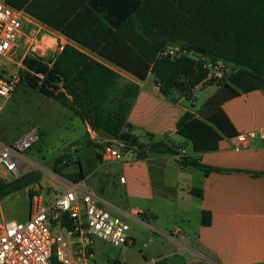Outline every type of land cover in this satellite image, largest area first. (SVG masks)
<instances>
[{"label": "trees", "instance_id": "trees-1", "mask_svg": "<svg viewBox=\"0 0 264 264\" xmlns=\"http://www.w3.org/2000/svg\"><path fill=\"white\" fill-rule=\"evenodd\" d=\"M24 10L47 28L66 37V45L53 61L26 56L19 81L36 90L73 115L91 130L130 147L136 160L148 155L178 156L177 147L164 140L139 142L126 122L137 93L132 82L120 76L84 51L143 81L150 73L159 93L169 98L181 91L191 99V90L207 84L208 70L197 58L221 62L231 73L226 82L200 106L197 114L184 112L175 123V135L189 142L193 154L214 152L220 141L238 136L222 105L252 91L264 94V0H6ZM168 47L185 55H163ZM196 49L203 55L192 51ZM227 74V76H228ZM208 81V80H207ZM214 84V83H209ZM89 143V142H87ZM69 161L71 158L66 157ZM180 167H194L204 175L243 172L252 177L264 172L221 169L199 163L194 156L176 159ZM79 174L68 175L71 182ZM29 173L11 181L0 179V201L39 181ZM190 194L201 197L199 188ZM141 219L145 214L140 215ZM207 211L200 225L210 224ZM65 226L70 223L65 220ZM155 264H164L158 261Z\"/></svg>", "mask_w": 264, "mask_h": 264}, {"label": "crops", "instance_id": "crops-1", "mask_svg": "<svg viewBox=\"0 0 264 264\" xmlns=\"http://www.w3.org/2000/svg\"><path fill=\"white\" fill-rule=\"evenodd\" d=\"M84 52L116 72L121 83L132 82L138 86L126 117L137 141L147 143L151 138L180 143L174 142L175 123L186 111L197 114L192 110L193 91L204 88L201 84L191 90L190 100L181 91H174L169 98H164L150 73L140 81L113 64ZM222 109L238 136L253 133L254 137L240 147L236 146V137L225 139L219 142L216 151L202 154H193L180 144L185 154L211 167L264 172V94L261 91L242 94L225 102ZM95 158L99 165H106V170L87 186L96 190L94 193L102 205L113 214L147 227L171 248L159 254L161 257L157 259L148 261L143 256L140 264H155L161 258L166 259L164 264H264V176L252 177L243 172L204 175L198 169L201 174L197 176L188 170L196 168L180 167L176 157L171 155L151 154L144 160L127 158L122 162H106L102 154L101 160L99 156ZM95 174L96 171L83 174L81 180L85 182ZM191 188H199L201 197L190 194ZM156 192L164 201L175 200L181 206L178 211L189 235L176 237L174 231L166 233L165 225L156 215ZM202 211L211 216L206 227L200 225ZM138 214H145L146 221ZM129 236L134 245L135 230L129 228ZM184 240H188L186 245ZM159 251L163 250L159 248ZM177 254L181 261L171 259Z\"/></svg>", "mask_w": 264, "mask_h": 264}, {"label": "built area", "instance_id": "built-area-1", "mask_svg": "<svg viewBox=\"0 0 264 264\" xmlns=\"http://www.w3.org/2000/svg\"><path fill=\"white\" fill-rule=\"evenodd\" d=\"M66 45H72L66 37L42 25L24 10L0 0V113L19 81L18 75L11 72L14 58L19 57L21 64L26 56L47 63L53 61ZM175 54L186 53L176 47H168L163 53ZM196 62L208 70L206 81L215 73L223 72L220 62L214 64L205 58H197ZM36 135L37 131L31 129L11 143L0 141V179H17L27 167L35 165L24 153L35 143ZM253 137V133L237 136L236 146L244 145ZM185 155V150H180V156ZM102 156L106 162H122L132 158V150L108 140ZM66 184L52 197L35 187L30 188L26 191L29 199L27 218L0 222V264H93V238L115 247L134 243L129 236L128 217L107 210L84 181ZM65 220L70 223L68 227L64 225ZM178 233L174 231V234ZM183 242L186 245L188 240Z\"/></svg>", "mask_w": 264, "mask_h": 264}, {"label": "rangeland", "instance_id": "rangeland-1", "mask_svg": "<svg viewBox=\"0 0 264 264\" xmlns=\"http://www.w3.org/2000/svg\"><path fill=\"white\" fill-rule=\"evenodd\" d=\"M19 59V57L14 58L11 71L16 76L23 69ZM227 74L226 71L217 72L206 81L207 84L202 85L204 88L193 91V111L199 110L202 103L215 91L217 84L227 81L229 77ZM210 82L214 84H209ZM31 129L37 131L36 141L24 153V156L35 165L27 167L20 176L33 172L38 173L40 178L38 182L29 185L26 189L13 193L0 201V222L11 219L24 221L27 218L29 199L26 191L32 187L52 197L67 186L68 175L80 172L86 175L91 171H96L95 176L85 181V184L89 186L106 170V165H99L95 156H99L100 159L103 146L108 139L103 134L91 130L80 118L60 104L43 97L36 90L18 81L13 94L0 113V141L11 143ZM174 140L175 143L180 142L179 144L172 143L179 152L176 159L180 157V150H184L182 145L189 152L191 151L189 142L185 139L174 135ZM67 156L71 158V161L66 159ZM96 168L99 169L96 170ZM188 170H192L197 176L201 174L197 169ZM3 180L11 181L9 178ZM155 188L157 189L156 185ZM94 191L96 192L95 189ZM154 204L157 209V218L165 225L164 229L167 234L177 230L179 233L174 235L176 237L180 234L189 235L178 211L181 206H178L175 200L164 201L159 192H156ZM142 220L146 221L145 218ZM126 222L130 230L136 232L135 244L128 247H115L107 241L93 238V264H140L143 256L150 261L151 258L157 259L161 257L158 256L159 254L171 250L166 241L147 227L138 226L129 218H126ZM159 248L163 251H159ZM161 259V262L166 260ZM171 259L181 261L178 254Z\"/></svg>", "mask_w": 264, "mask_h": 264}, {"label": "water", "instance_id": "water-1", "mask_svg": "<svg viewBox=\"0 0 264 264\" xmlns=\"http://www.w3.org/2000/svg\"><path fill=\"white\" fill-rule=\"evenodd\" d=\"M192 51L195 52V53H197V54L203 55V52L202 51H199V50H196V49H192Z\"/></svg>", "mask_w": 264, "mask_h": 264}]
</instances>
